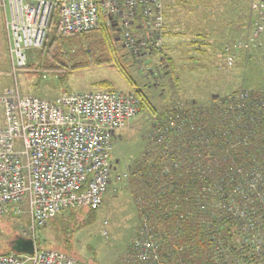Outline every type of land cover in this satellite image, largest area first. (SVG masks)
I'll list each match as a JSON object with an SVG mask.
<instances>
[{
  "label": "built area",
  "instance_id": "built-area-1",
  "mask_svg": "<svg viewBox=\"0 0 264 264\" xmlns=\"http://www.w3.org/2000/svg\"><path fill=\"white\" fill-rule=\"evenodd\" d=\"M257 6L250 46H259L264 40V0H258ZM55 8L60 14V34L94 29L101 16L108 26L120 25L119 41L133 60H145L160 47L164 24L160 0H0L9 71L14 79L12 86L0 92V214L25 211L29 223L20 235L32 238L34 245L36 229L62 209L100 207L112 179H121L119 174L113 176L111 139L135 117L139 106L136 97L120 90L68 91L54 97L20 91L17 72L27 66L51 32ZM240 97L246 98L247 92ZM243 175L248 185L233 189V197L221 207L238 218L245 240L248 231L263 230L254 233L253 239L256 253L264 257V216L255 218L248 207L253 199H263L264 179L257 172ZM261 208L264 210L263 201ZM139 221L130 246L132 260L182 264L169 253L162 255V244L156 239L162 234L153 232L146 216ZM212 252L217 260L225 254L219 242L214 243ZM0 264L79 263L63 251L34 249L31 254L0 253Z\"/></svg>",
  "mask_w": 264,
  "mask_h": 264
},
{
  "label": "trees",
  "instance_id": "trees-1",
  "mask_svg": "<svg viewBox=\"0 0 264 264\" xmlns=\"http://www.w3.org/2000/svg\"><path fill=\"white\" fill-rule=\"evenodd\" d=\"M58 23L55 8L51 32L24 68L37 76L38 82L48 74L56 76L57 85H65L76 70L104 64L132 88L140 108L154 111L145 90L134 78L132 60L125 58L104 16L96 28L68 35L57 31ZM160 59L167 63L172 75L175 72L172 58L161 53ZM93 85L116 89L105 78ZM244 92L247 97L241 98ZM161 118L151 123L145 147L129 168L127 181L132 186L130 192L136 200L138 217L146 216L153 232L162 234L156 236L162 244V255L169 253L182 264H264L253 239L254 233L262 234L263 230L248 231L245 240L238 218L221 207L233 197V189L248 185L244 172H257L264 179V90L257 87L233 90L202 106L177 107ZM262 196L261 201L255 198L248 204L255 218L264 216ZM201 204L203 208L199 207ZM96 211L86 207L62 209L37 228L36 245L41 246L39 234L50 225L58 235L61 251L69 253L75 230L72 224L77 228L90 224ZM77 213L81 214V220H77ZM216 242L222 244L225 252L219 260L212 252ZM261 247L264 249V237Z\"/></svg>",
  "mask_w": 264,
  "mask_h": 264
},
{
  "label": "rangeland",
  "instance_id": "rangeland-1",
  "mask_svg": "<svg viewBox=\"0 0 264 264\" xmlns=\"http://www.w3.org/2000/svg\"><path fill=\"white\" fill-rule=\"evenodd\" d=\"M160 1L164 22L160 47L145 60H133L123 49L125 58L132 60L134 78L145 90L154 111L138 106L135 117L111 139L113 176L126 173L127 178L120 175L121 179H112L94 221L81 228L72 224L75 229L72 248L66 253L79 264H129L128 260H132L134 255L130 246L140 221L127 174L145 147L152 122L177 107L184 108L187 104L202 106L233 90L255 87L264 90V40L259 46L248 45L252 21L258 12V0ZM119 26L108 27L122 47ZM3 32L0 28V92L14 83ZM161 53L172 58L175 64L172 75L167 63L160 59ZM29 72L27 68L17 72L20 91L45 97H54L65 91L100 89L93 84L103 78L109 79L115 90L132 93L124 79L104 64L76 70L68 76L67 83L60 86L56 84L55 75L45 74L40 83L37 76ZM150 134L154 136V133ZM81 218L77 213V220ZM28 223L25 211L16 214L10 210L0 214V253L9 249L7 242L20 235ZM34 236L37 243V232ZM56 236L52 226L46 225L38 238L42 241L41 246L36 247L61 251Z\"/></svg>",
  "mask_w": 264,
  "mask_h": 264
},
{
  "label": "water",
  "instance_id": "water-1",
  "mask_svg": "<svg viewBox=\"0 0 264 264\" xmlns=\"http://www.w3.org/2000/svg\"><path fill=\"white\" fill-rule=\"evenodd\" d=\"M8 248L18 253H32L34 242L30 237L15 235L8 241Z\"/></svg>",
  "mask_w": 264,
  "mask_h": 264
},
{
  "label": "bare ground",
  "instance_id": "bare-ground-1",
  "mask_svg": "<svg viewBox=\"0 0 264 264\" xmlns=\"http://www.w3.org/2000/svg\"><path fill=\"white\" fill-rule=\"evenodd\" d=\"M55 10V9H54ZM54 10H53V12H52V15H53V13H54ZM58 18H60V14L58 15ZM123 92V91H122ZM123 93H125V94H132V93H130V92H123ZM133 96H134V94H132ZM135 97V96H134ZM110 150H111V147H110ZM110 150H109V155H111V153H110ZM110 162H111V167H112V160L110 159ZM113 169V168H112ZM129 172V171H128ZM119 175H121V176H123L124 178H127L126 177V173H123V174H119ZM127 176H128V174H127ZM50 218H52V217H50ZM36 232H37V229H36ZM34 249H40V248H37L36 247V245H34L33 246V251H34ZM33 251H32V253H33ZM31 254V253H30Z\"/></svg>",
  "mask_w": 264,
  "mask_h": 264
},
{
  "label": "crops",
  "instance_id": "crops-1",
  "mask_svg": "<svg viewBox=\"0 0 264 264\" xmlns=\"http://www.w3.org/2000/svg\"><path fill=\"white\" fill-rule=\"evenodd\" d=\"M0 28L2 29V32H3L4 30H3V24H2V16H1V12H0ZM3 37H4V32H3Z\"/></svg>",
  "mask_w": 264,
  "mask_h": 264
},
{
  "label": "flooded vegetation",
  "instance_id": "flooded-vegetation-1",
  "mask_svg": "<svg viewBox=\"0 0 264 264\" xmlns=\"http://www.w3.org/2000/svg\"><path fill=\"white\" fill-rule=\"evenodd\" d=\"M8 243V242H7Z\"/></svg>",
  "mask_w": 264,
  "mask_h": 264
}]
</instances>
